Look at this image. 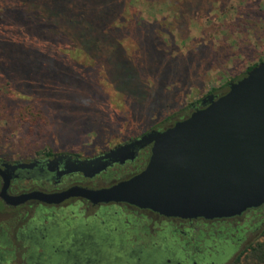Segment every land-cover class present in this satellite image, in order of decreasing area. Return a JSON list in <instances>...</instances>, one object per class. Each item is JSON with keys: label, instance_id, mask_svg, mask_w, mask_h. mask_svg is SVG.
<instances>
[{"label": "rangeland", "instance_id": "obj_1", "mask_svg": "<svg viewBox=\"0 0 264 264\" xmlns=\"http://www.w3.org/2000/svg\"><path fill=\"white\" fill-rule=\"evenodd\" d=\"M18 1L0 0V161L29 163L47 153L85 158L137 137L149 126L164 129L181 117L190 103L208 91L226 92L230 80L238 79L264 58V0H119L126 31L118 35V41L133 67L122 63L121 70L112 73L119 86L138 93L132 99L117 93L109 78L113 69L109 55L113 52L104 43L105 32L87 33L95 24L87 21L99 17L94 6H103V0H41L61 13L71 4L80 6L84 22L75 27L47 22L28 13ZM107 1L111 0L105 5ZM105 19L98 20L103 23ZM144 25L154 29L142 30ZM110 28L114 30L116 25L110 24ZM81 29L85 30L87 49L74 37ZM113 56L115 61L116 54ZM75 77L92 89L85 109L77 107L79 95L72 85ZM135 78L141 84L132 85ZM170 118L173 121H168ZM77 121L87 122L86 132L64 135L65 123L71 127ZM107 181L88 186L105 187ZM30 184L16 182L12 191L19 192ZM103 209L74 207L72 203L62 207L29 203L13 208L0 201V264H35L31 248L35 255H43V243L32 247L28 233L57 224L66 233L51 241L44 257L53 259L50 264H71L72 259L59 251L70 247L80 237V230L91 223L111 225L110 215L116 209ZM122 212L125 216L130 213ZM192 228L187 249L164 250L159 259L162 264L198 259V248L212 246V240L223 235L219 232L222 229L228 231L225 238L239 242L224 263L228 264L249 245L262 241L264 208L220 222L196 221ZM147 245L116 244L110 252L124 264H141L132 251Z\"/></svg>", "mask_w": 264, "mask_h": 264}, {"label": "water", "instance_id": "obj_2", "mask_svg": "<svg viewBox=\"0 0 264 264\" xmlns=\"http://www.w3.org/2000/svg\"><path fill=\"white\" fill-rule=\"evenodd\" d=\"M206 102L187 119L98 157L62 155L43 163L56 179L77 173L92 179L150 146L146 166L131 178L98 189L74 186L56 193L11 194L17 172L33 170L40 162H0V201L15 208L31 201L58 206L79 198L92 206L126 204L166 218L207 221L239 217L263 206L264 60L230 84L224 95L209 96Z\"/></svg>", "mask_w": 264, "mask_h": 264}, {"label": "flooded vegetation", "instance_id": "obj_3", "mask_svg": "<svg viewBox=\"0 0 264 264\" xmlns=\"http://www.w3.org/2000/svg\"><path fill=\"white\" fill-rule=\"evenodd\" d=\"M263 60L264 58L259 63H261ZM259 63H257V65ZM243 77L244 75H242L238 79L230 80L225 85V88H227L226 92L228 91L230 84L241 80ZM226 92L222 94H214L213 91H208L196 102L190 103L187 107H185V109L183 110L184 114L174 120V122H170L168 126L170 127L176 122L183 121L187 119L193 112L203 109L205 106L208 105L206 101H208L209 96H212L215 99L224 95ZM204 100L205 104L203 105L202 102ZM168 121H173V119L170 118L168 119ZM167 128L168 127L160 130L149 126L139 136L133 137L131 139H128L116 145H112L110 147L107 146L100 152H98L97 155H88L85 158H80L78 155H74L71 153H58L51 154L50 157L45 156L44 158L36 159L40 162L38 167L29 171L17 172L18 178L14 179L11 182L10 193L19 194L31 191L56 193L67 190L74 186H80L89 189H98L102 187H89L88 184L93 182H99L105 179L108 180L106 182L107 184L105 185L106 187L118 181L131 178L132 176H135L136 174L140 173L146 166L148 158L150 156V146L136 150L135 157L132 161H127L122 165L113 164L108 167L104 172H102L98 176H95L92 179L84 178L81 174L78 173L66 175L61 177L60 179H56L55 174L49 172L43 165V163L62 155L71 156L73 159H92L103 155L112 149H115L122 145L128 144L136 139H139L141 136L152 130L163 131ZM59 169H62L61 164L59 165ZM23 181L31 182L32 184H30L27 188H23L19 192L14 193L12 191L13 184H15L16 182L18 183ZM29 203L38 204L43 207L47 206L35 201H31L26 204ZM69 203H72L74 207L85 205L88 207H98L100 210H105L103 208L107 207L116 209V211H114L110 215V219L113 221L111 225L109 224V226L100 227L95 223H91L85 229L80 230V237L75 238L73 240V244L70 247H68L64 252L59 251V253H64V255H66V259L70 257L73 261V264H124L125 262L122 258H119L117 256L112 257L113 253L112 251L110 252V249H112V247L116 244H120L122 247L124 244H127L129 242H145L146 244H148L147 246H137L132 251L133 255L136 256V260L138 261V263L162 264L159 259L161 253L164 252V250L166 252L173 253L180 249H187V246L191 242L190 240L193 233V222L203 221L205 223H214L233 219L229 218L207 221L204 219L183 220L178 218H166L149 210H141L126 204L92 206L87 201L79 198H71L58 206L49 207H62ZM263 206L252 210L257 211L259 209H262ZM123 209L128 210L130 212L128 216H125L123 214ZM252 210H248L245 213H248ZM123 219L126 220L123 221ZM102 224H104V222ZM38 230L39 229H34L30 231L28 233L27 238L32 247H34V245H37L40 242L43 243L42 245H40L43 248V255H35V251H32L31 248L30 258L37 260L35 264H50L52 263L53 259L50 260V257L48 256L44 257V254L48 252V249L50 250L51 241L55 240L56 236H62V234H65L66 231L58 224L49 229L45 228L41 231ZM219 232L223 233V235L216 237V240H212V246L210 244H206V248L205 246L203 248H198V257L201 258L200 260L204 261L201 264H224L236 252L239 246V242L234 241L231 238H225V236H227V230L225 231L222 229ZM200 238L201 240L202 238H204L203 233H201ZM235 257H233V259ZM199 258L191 259L188 262L178 261L176 264H199ZM54 264L57 263L55 262Z\"/></svg>", "mask_w": 264, "mask_h": 264}, {"label": "trees", "instance_id": "obj_4", "mask_svg": "<svg viewBox=\"0 0 264 264\" xmlns=\"http://www.w3.org/2000/svg\"><path fill=\"white\" fill-rule=\"evenodd\" d=\"M103 1L105 2L106 0H103ZM104 2H100L104 4L103 6H99L100 4L99 5L96 4L94 6V10L96 13L95 15L99 17L87 21L88 23L90 21L95 22V24L89 27L90 30H88L87 33L98 32L100 30H103L105 32L104 33V37H105L104 43L106 44V46L110 47V52L111 53L113 52L112 55H109L110 60L112 61V65H113V69L111 73L109 74L110 76L109 78L113 82V85H114L113 87L117 93L121 95L126 94L128 97H131L132 99H134V97L136 98L138 96V93H134V91L131 89L125 90L121 86H119L114 81L116 75H113L112 73V72L114 73L119 72L121 70L122 63H127L131 67H133V65L131 64V62L126 56V51L124 50L122 45L119 44V41H118V35H122L126 31L123 28V18L121 16V11H122L121 2L119 0L118 1L111 0L110 2L107 1L108 2L107 5H105ZM17 3L21 6H24L25 10L28 13L30 14L35 13L37 16L42 17L47 22H53V23H58V24L61 23L63 25L70 24V25H73L74 27L76 25L81 26V24L84 22L82 21L84 19L80 16L81 11H82L80 9L81 7L78 5L71 4L69 7L70 8L69 10H65L63 13H61V11L59 10H53L52 7L47 6V4H45V2L41 0H20ZM99 18L100 19L106 18L107 21L100 23L101 20H98ZM77 19H80V21H77ZM110 24L116 25V29L112 30L110 28ZM140 27L142 28V30H145V31L149 29L150 30L154 29L153 26H147V25L140 26ZM150 32L153 34L152 31ZM84 33H85V30L81 29L80 32L74 37H75V40L81 39L82 45L87 49L89 48V44H88L87 38H85ZM151 36H152L151 38L154 39L153 35ZM140 38L138 40V43L140 42ZM139 48L141 49L140 45H139ZM113 54H116L115 61L113 60L114 59ZM256 65L257 64L252 65L251 67L247 68L244 76L247 74V72H249ZM67 76H68L67 74L64 75L63 77L64 82L67 80ZM135 80L137 81L136 82L131 81L132 85H136V83L141 84L138 78H135ZM72 83H71L72 85L76 86L77 88L76 93L77 95H79L77 97V107L78 108L86 107L87 106L86 101L88 99L87 95L91 93V90H92L91 87H89L87 84H83V81L79 80L77 77L73 78ZM73 108H76V107L74 106ZM78 116L80 120L81 118H83L80 115ZM71 125L72 126L70 127V125L68 126L67 123H65L64 127L67 128V130H64L63 132L64 135H67L68 137H73L76 135H81L84 132H86L87 122L77 121V122L72 123ZM45 156L50 157L51 154L47 153L45 154ZM0 162H5V161L1 160ZM261 238H262V241H256L253 244L249 245L244 251L237 254L236 257L233 260H231V262H229L228 264H264V233L262 234ZM62 261L65 263L66 259ZM69 263L73 264V261L71 260Z\"/></svg>", "mask_w": 264, "mask_h": 264}]
</instances>
